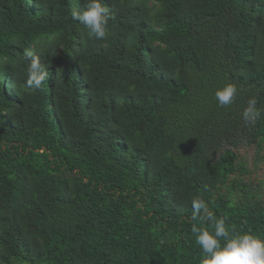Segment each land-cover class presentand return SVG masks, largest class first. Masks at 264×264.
I'll return each instance as SVG.
<instances>
[{"label": "trees", "instance_id": "16d2710c", "mask_svg": "<svg viewBox=\"0 0 264 264\" xmlns=\"http://www.w3.org/2000/svg\"><path fill=\"white\" fill-rule=\"evenodd\" d=\"M83 4L0 0V264H199L194 197L264 238V193L237 200L221 150L252 144L264 165V3L104 0L102 41Z\"/></svg>", "mask_w": 264, "mask_h": 264}, {"label": "clouds", "instance_id": "9594fccd", "mask_svg": "<svg viewBox=\"0 0 264 264\" xmlns=\"http://www.w3.org/2000/svg\"><path fill=\"white\" fill-rule=\"evenodd\" d=\"M72 15L74 20L88 29L90 37L101 41L108 39V8L104 0H84L82 10ZM25 58L28 59L25 86L29 90L40 89L47 78L45 66L30 50L25 52ZM237 94V86L226 83L215 90L214 97L219 106L228 107ZM255 103L254 99L249 101V107L244 112L246 119L259 115L254 108ZM209 205L210 202L202 197H194L191 201V219L197 222L192 225L191 232L200 249L199 264H264V238L250 230L233 229L223 217H217ZM207 225H211V231Z\"/></svg>", "mask_w": 264, "mask_h": 264}, {"label": "rangeland", "instance_id": "374dc122", "mask_svg": "<svg viewBox=\"0 0 264 264\" xmlns=\"http://www.w3.org/2000/svg\"><path fill=\"white\" fill-rule=\"evenodd\" d=\"M236 153V175L240 182V187L236 188L234 194L237 200L245 199L254 195L251 189L264 193V165L263 162L257 161L255 156V147L252 144L240 143L237 146H223Z\"/></svg>", "mask_w": 264, "mask_h": 264}]
</instances>
